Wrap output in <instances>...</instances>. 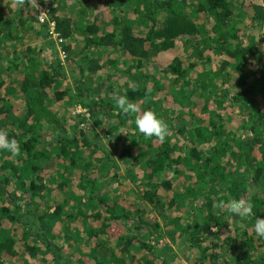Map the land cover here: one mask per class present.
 Listing matches in <instances>:
<instances>
[{"label": "trees", "instance_id": "trees-1", "mask_svg": "<svg viewBox=\"0 0 264 264\" xmlns=\"http://www.w3.org/2000/svg\"><path fill=\"white\" fill-rule=\"evenodd\" d=\"M0 94V264H264V0H0Z\"/></svg>", "mask_w": 264, "mask_h": 264}, {"label": "clouds", "instance_id": "clouds-1", "mask_svg": "<svg viewBox=\"0 0 264 264\" xmlns=\"http://www.w3.org/2000/svg\"><path fill=\"white\" fill-rule=\"evenodd\" d=\"M16 2L17 4L23 5L25 0H16ZM31 2H37V0H30V3ZM38 8L42 7L37 6V11ZM51 32L54 33L53 23ZM112 100L114 101L115 106L122 113L131 115L134 120L136 131L141 133L145 138L156 137L163 141L168 136V123L151 109L141 111L140 107L136 103L131 102L127 95L113 94ZM0 150L10 152L13 155H17L20 152V145L18 141L14 137L9 136V130L7 128H0ZM213 207L216 209L226 210L228 214L240 218L250 217L253 215V204L243 198H231L227 201L219 199L213 202ZM253 230L257 236L264 238V218L255 217Z\"/></svg>", "mask_w": 264, "mask_h": 264}, {"label": "rangeland", "instance_id": "rangeland-1", "mask_svg": "<svg viewBox=\"0 0 264 264\" xmlns=\"http://www.w3.org/2000/svg\"><path fill=\"white\" fill-rule=\"evenodd\" d=\"M246 5H247V3H246ZM245 5V6H246ZM247 10V12L250 14L251 12V10H250V8H248V9H246ZM66 11V10H65ZM71 13V12H70ZM236 13V12H235ZM240 18H241V20H242V25H243V22L246 20V18H245V16L244 15H241L240 16ZM247 26V25H246ZM246 32V36H247V34L249 33V27L247 26V30L245 31ZM19 48H21L20 46H19ZM23 48V47H22ZM172 55H174V51L173 50H170V51H168V54H167V57H170V56H172ZM162 63V62H161ZM165 63V62H164ZM163 63V64H164ZM50 95H52V94H50ZM0 96H1V94H0ZM53 102V101H52ZM47 104V103H46ZM79 107H76L75 109L73 108V109H71V110H75V111H79ZM56 114H60V110H57V112H56ZM128 180H131V179H129V178H127L126 180H125V182H127L126 183V187H121L123 190L122 191H120V192H126V188L128 187V189H129V191L130 192H132V193H135V194H138V186H135V184L132 182V181H128ZM111 184L113 183V182H110ZM111 186H113V184L111 185ZM160 223V226H161V232L162 233H164V242L163 243H161L159 246L160 247H162L163 248V246H164V248L167 246V245H169V246H172L173 248H176L175 247V244L170 240V238H169V235H168V233H167V230H165L164 228H163V222L162 221H160L159 222ZM163 248V249H164ZM136 256H138V254L136 255ZM187 258H189V256H188V253L187 252H180L179 253V262H181V263H187V264H191L190 262L188 263V259ZM227 259H230V254L227 256ZM18 260V259H17Z\"/></svg>", "mask_w": 264, "mask_h": 264}, {"label": "built area", "instance_id": "built-area-1", "mask_svg": "<svg viewBox=\"0 0 264 264\" xmlns=\"http://www.w3.org/2000/svg\"><path fill=\"white\" fill-rule=\"evenodd\" d=\"M47 14H48L47 8H45V7L38 8V19L40 21H43L47 17ZM50 25H51V29H52V23H50Z\"/></svg>", "mask_w": 264, "mask_h": 264}]
</instances>
